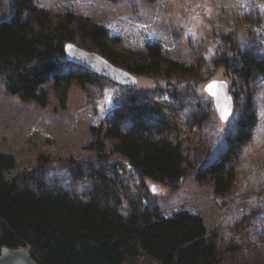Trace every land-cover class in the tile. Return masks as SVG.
<instances>
[{"label":"trees","instance_id":"1","mask_svg":"<svg viewBox=\"0 0 264 264\" xmlns=\"http://www.w3.org/2000/svg\"><path fill=\"white\" fill-rule=\"evenodd\" d=\"M228 35L217 79L231 89L240 78L242 87L252 93L251 84L264 83V40H258L254 51L251 45L235 50ZM68 44L95 52L134 75L159 76L161 81L151 90L170 96L146 95L136 89L120 91L110 125L90 128L92 144L99 151L97 159L105 163L104 140H109L113 151L126 158L141 179L154 185L181 180L187 167L194 165L185 154L180 135L187 122L189 126L197 124L192 117L198 104L180 120L181 105L171 91L180 85L191 87L187 84L190 79L182 78L190 76L193 67L164 57L157 43L146 44L143 54L120 52L110 42L107 28L85 16L70 11L52 15L34 0H13L10 17L0 20V82L5 92L23 102L45 106L44 84L48 80L62 98L71 83L88 91L106 84L109 79L103 75L66 59ZM229 53L235 65L233 75L226 68ZM209 78L191 79L193 90L181 94L191 101L193 97L205 104L211 101L206 114L214 113L212 123L222 143L218 155L202 167V178L209 179L214 193L223 196L234 185L236 163L251 138L254 116L250 97L245 102L250 106L246 120H240L233 134L225 136L221 130L230 121L221 122L214 109L205 85L215 78L211 79V74ZM236 94H232L233 104ZM234 109L232 116L236 115ZM46 139L32 134L25 149L15 150L0 141V248L28 247L39 264H133L140 256L155 264L221 263L219 240L214 232L206 231L198 214L185 209L162 214L147 200L146 185L134 195L128 194L115 165L105 163L111 170L107 174L103 169L88 171L91 191L86 196L67 192L48 175L51 164L43 156ZM32 157L38 159L34 165ZM79 166L69 164L67 169L76 170L73 176L80 175Z\"/></svg>","mask_w":264,"mask_h":264},{"label":"rangeland","instance_id":"2","mask_svg":"<svg viewBox=\"0 0 264 264\" xmlns=\"http://www.w3.org/2000/svg\"><path fill=\"white\" fill-rule=\"evenodd\" d=\"M34 3L52 15L70 11L106 27L110 42L120 52L143 54L146 44L157 43L164 57L193 67L192 74L182 78V81L190 79L187 84L191 87L180 85L171 91L177 94L181 105L180 120L186 119V113L195 110L194 105L198 104L192 117L197 126H189L190 121L187 122L182 131L185 133L180 135L185 154L194 165L187 167L186 175L173 184L154 185L141 179L127 159L113 151L109 140H104L102 158L109 166L119 167L128 194L134 195L146 185L147 200L162 214L170 215L181 209L198 214L206 231L214 232L219 240L220 264H264V117L261 116L264 83L251 84L250 93L242 87L240 78H236L234 88L230 89L232 94L234 91L238 94L234 113L249 114L250 106L254 109V128L240 151L232 190L223 196L214 193L209 179L202 178V167L218 155L222 143L212 123L214 113L206 114L208 107L201 98L193 97L191 101L181 94L185 89L193 90L191 79L195 82L210 79L209 74L213 76L211 79L221 76L218 65L226 53V34L229 33L235 50L246 45L252 46L251 51L258 48V40H264V0H34ZM12 8L13 0H0V20H7ZM227 55L226 68L233 75L235 65L230 53ZM135 76L136 83L132 86L108 80L102 86L90 87L89 91L78 83H71L64 98L48 80L44 84L48 96L45 106L7 94L0 82V141L15 150L25 149V142L32 134L47 138L43 156L51 164L48 175L67 192L86 196L91 191L88 171L103 169L106 174L111 171L97 159L99 151L92 144L90 128L104 129L110 125V114L120 91L136 89L146 95L170 97L167 92L151 90L161 81L159 76ZM250 97L247 107L245 102ZM200 114L202 118H198ZM31 159L32 165L38 160ZM69 164L73 167L80 164L81 174L73 176L76 170L67 169ZM153 186L156 191L152 190ZM133 264L155 263L140 256Z\"/></svg>","mask_w":264,"mask_h":264},{"label":"water","instance_id":"3","mask_svg":"<svg viewBox=\"0 0 264 264\" xmlns=\"http://www.w3.org/2000/svg\"><path fill=\"white\" fill-rule=\"evenodd\" d=\"M66 59L84 66L85 68L103 75L107 79L122 85H133L136 83V76L121 67L115 66L108 62L99 54L84 50L80 47L68 44L66 46ZM218 82V87L213 89L216 97L213 98V104L220 119V107L227 104L233 111V100L230 89L224 80L215 79L208 82ZM208 93V92H207ZM209 94V93H208ZM156 191V187H152ZM0 264H39L31 254L28 247L20 246L17 248H9L3 246L0 248Z\"/></svg>","mask_w":264,"mask_h":264},{"label":"snow or ice","instance_id":"4","mask_svg":"<svg viewBox=\"0 0 264 264\" xmlns=\"http://www.w3.org/2000/svg\"><path fill=\"white\" fill-rule=\"evenodd\" d=\"M218 87V82L213 81L210 84H208L205 87V90L209 93V96L215 98L216 94L213 92L214 88ZM207 104H211L210 100L205 101ZM254 111V109L252 110ZM247 114L243 111L237 112L235 116H232L231 114V108L225 104L224 106L220 107V120L221 122H229L225 128H223L221 131L225 136L232 135L234 132V129L237 127L238 122L240 120H246ZM261 116L264 117V112H261Z\"/></svg>","mask_w":264,"mask_h":264}]
</instances>
